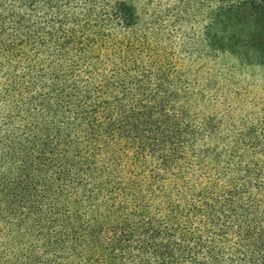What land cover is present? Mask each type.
Listing matches in <instances>:
<instances>
[{"label": "trees", "instance_id": "1", "mask_svg": "<svg viewBox=\"0 0 264 264\" xmlns=\"http://www.w3.org/2000/svg\"><path fill=\"white\" fill-rule=\"evenodd\" d=\"M238 75L264 0H0V264H264Z\"/></svg>", "mask_w": 264, "mask_h": 264}, {"label": "rangeland", "instance_id": "2", "mask_svg": "<svg viewBox=\"0 0 264 264\" xmlns=\"http://www.w3.org/2000/svg\"><path fill=\"white\" fill-rule=\"evenodd\" d=\"M235 77L240 80L238 89L241 93V101L245 106L251 109L253 104L259 103L260 105L264 101V92L261 90L264 89V87H262V81L259 78L251 81L246 78L245 75H238ZM247 91H249V94Z\"/></svg>", "mask_w": 264, "mask_h": 264}]
</instances>
